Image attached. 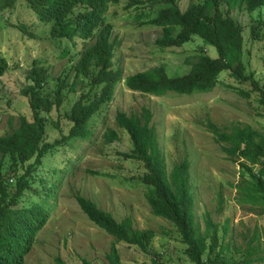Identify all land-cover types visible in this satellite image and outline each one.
I'll use <instances>...</instances> for the list:
<instances>
[{
    "label": "rangeland",
    "instance_id": "1",
    "mask_svg": "<svg viewBox=\"0 0 264 264\" xmlns=\"http://www.w3.org/2000/svg\"><path fill=\"white\" fill-rule=\"evenodd\" d=\"M176 2L183 10L203 0ZM127 3L128 0H119L109 4L105 15V22L111 25L110 40L115 42L112 69L122 71L112 99L90 117L89 136L72 138L48 151L32 171L31 183L41 189L39 181H43L42 195L30 188L19 197L18 205H29L41 201L40 198H46L49 205L48 217L36 231L23 264H56L57 256L68 264H83V259L89 264H109L107 253L114 243L121 264H193L184 254L186 246L173 223L152 214L145 197L146 186L140 179L145 173L142 163L121 154L129 152L132 143L127 132L117 126L114 116L117 111L139 113L142 107L152 112L151 124L167 174L183 159L190 163L194 220L202 233L207 219L214 224L220 243L218 264H241L239 260L252 233L264 244L263 205L242 200L238 185H242L245 176L240 175L237 161L221 150L224 143L215 140L206 124L211 121L222 130H229L234 124L249 125L264 137V107L258 102V92L251 89L249 81H237L226 70L219 74L224 84H217L208 92L169 91L155 96L129 90L124 83L127 75L153 66L163 67L170 76L182 75L203 48L213 58H217V52L197 36L180 46L158 47L155 39L160 35V27L141 22L153 15L145 5L147 2L129 8ZM82 7L77 4L70 13L76 14ZM221 8L225 10L226 5L222 3ZM229 14L243 29L244 72L252 74L264 88V6L253 12L235 6ZM50 26L23 0L11 8L0 9V56L6 63L0 75V136L11 134L23 117L31 118L28 98L22 89L29 84L27 75L34 62L47 69L45 90L53 92L58 77L67 78L69 83L73 80L72 63L99 39L98 32L83 38L76 36L74 40L54 37L49 33ZM252 27L255 36L251 34ZM87 88L81 82H77L74 91L67 86L60 88V106H54L49 113L42 112L47 118L45 141L52 142L68 132L71 122L65 113ZM241 90L247 91L248 96L242 95ZM110 129L118 132V138L107 142L104 135ZM10 167L9 156L0 152V172L10 181L8 190L24 172L20 163L14 173L9 172ZM77 193L110 212L116 220L129 216L134 228L153 230L147 251L116 242L94 225L79 208Z\"/></svg>",
    "mask_w": 264,
    "mask_h": 264
},
{
    "label": "trees",
    "instance_id": "2",
    "mask_svg": "<svg viewBox=\"0 0 264 264\" xmlns=\"http://www.w3.org/2000/svg\"><path fill=\"white\" fill-rule=\"evenodd\" d=\"M17 1L0 0V9L11 8ZM23 1L42 21L51 23L50 35L74 40L76 36L83 38L98 32L99 39L84 49L72 63L73 80L69 83L67 78L58 77V85L53 92L45 90L44 85L49 77L47 69L34 62L27 75L29 84L22 89L28 98L31 118L23 117L11 134L0 136V152L9 156V172L14 173L18 163L24 168L10 190L7 189L10 181L0 172V264H23V256L34 242L36 231L48 217L46 198L29 205H18L19 197L27 189L31 188L42 195L43 181H39L41 189L31 183L32 171L42 163L48 151L67 144L72 138L89 136L90 117L112 99L115 85L122 78L121 69H112L115 42L110 40L111 25L105 22L109 4L118 3L119 0ZM145 2L153 15L141 22L160 27V35L155 39L158 47L180 46L197 36L216 49L217 58L209 56L203 48L197 60L182 75L170 76L161 66L134 72L124 78L129 90L155 96H162L169 91L181 94L208 92L217 84H224L219 74L226 70L237 81H249L251 89L258 92L259 104L264 107V88L252 74L244 72L242 26L229 14V10L235 6L253 12L264 6V0H203L183 10L176 0H128L126 7H137ZM222 3L226 5L225 10L221 8ZM77 4L83 7L76 14H71L73 6ZM251 34L255 36L254 27ZM5 67L6 63L0 56V75ZM77 82L87 84L88 88L80 93L65 113L71 122L68 132L52 142L45 141L47 118L42 112L49 113L54 106L59 107L63 101L60 88L67 86L69 91H74ZM240 93L248 96L247 91L241 90ZM114 119L117 126L127 132L132 143V149L121 154L125 158L140 161L145 169L140 179L146 186L145 197L152 214L173 223L181 242L186 246L184 254L190 262L218 264L220 243L214 224L207 219L202 233L194 220L189 161L183 159L175 163L167 174L149 108L142 107L139 113L130 114L117 111ZM206 126L215 140L224 143L221 150L237 161L240 175L245 176L242 185H238L242 200L263 205L264 212V137L249 125L234 124L229 130H222L209 121ZM104 136L107 142H111L118 138V132L110 129ZM75 200L85 216L114 237L116 242L123 241L147 251L154 236L153 230L134 228L129 216L116 220L110 212L79 193L75 195ZM107 259L109 264H121L116 243L110 246ZM55 261L56 264H68L59 256ZM263 261L264 244L259 236L252 233L246 241L239 263ZM83 264L89 262L83 259Z\"/></svg>",
    "mask_w": 264,
    "mask_h": 264
},
{
    "label": "clouds",
    "instance_id": "3",
    "mask_svg": "<svg viewBox=\"0 0 264 264\" xmlns=\"http://www.w3.org/2000/svg\"><path fill=\"white\" fill-rule=\"evenodd\" d=\"M106 15V14H105Z\"/></svg>",
    "mask_w": 264,
    "mask_h": 264
}]
</instances>
